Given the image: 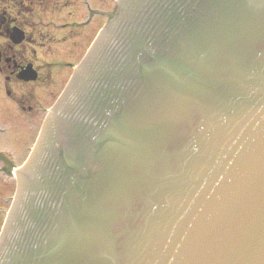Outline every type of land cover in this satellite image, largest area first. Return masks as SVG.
<instances>
[{"label": "water", "instance_id": "1", "mask_svg": "<svg viewBox=\"0 0 264 264\" xmlns=\"http://www.w3.org/2000/svg\"><path fill=\"white\" fill-rule=\"evenodd\" d=\"M0 264H264V0H118L17 170Z\"/></svg>", "mask_w": 264, "mask_h": 264}, {"label": "rangeland", "instance_id": "2", "mask_svg": "<svg viewBox=\"0 0 264 264\" xmlns=\"http://www.w3.org/2000/svg\"><path fill=\"white\" fill-rule=\"evenodd\" d=\"M75 1L77 3L72 5ZM115 7L116 0H56L54 4L47 5L48 10L44 12L40 3L25 5L23 14L30 25L42 23L41 19L50 21L48 27L43 22V31L39 32L37 42L32 39V44L37 47L36 53H32V46H28L31 52L27 54L35 58V64H39L40 77L31 82L7 81L11 95L22 94L27 104L24 110L15 97L8 94L5 78L0 73V229L15 191L13 168L26 158L38 127L62 91L73 66L82 58L90 37L97 32V27L108 22ZM12 15L17 18L14 13ZM86 16L88 20L92 18L88 27L82 29L80 25H73L71 28V33H80L75 34L76 39L71 35L66 38L58 36L69 32L68 27H63L62 31L61 23L65 18L79 22ZM2 40L4 37L0 36V42ZM30 105L32 108L29 109Z\"/></svg>", "mask_w": 264, "mask_h": 264}, {"label": "flooded vegetation", "instance_id": "3", "mask_svg": "<svg viewBox=\"0 0 264 264\" xmlns=\"http://www.w3.org/2000/svg\"><path fill=\"white\" fill-rule=\"evenodd\" d=\"M56 0H0V36L4 37V40L0 42V73L5 78V84L7 88V92L10 96H14L15 101L18 105L22 106V109L26 108L27 104L24 102L23 98L21 97L22 94H13L10 93V88L7 86V81H15V82H31V81H23L19 78V71L24 67L28 62H32L33 66L37 70V79L40 77L39 75V64H35V58L28 55L29 45L32 46V53H36L37 47L32 44V39L37 42L38 34L40 31H43V22L45 20L41 19L42 23L36 22L37 24H29L27 20H25L26 15L23 14L24 10H26L25 5L29 3L30 5L33 3H40L42 4L41 11H47V5L54 4ZM72 3V5L76 4ZM15 10L9 11V10ZM71 9V8H70ZM57 11V13H60ZM17 17H13V14ZM46 13V12H45ZM56 13V14H57ZM47 14V13H46ZM102 17L103 15L100 14ZM13 20H15L13 22ZM92 19L88 20L87 16L83 17L79 22H72L70 18H65V21L61 23V27L63 29L68 27V33L58 36H63L64 38L71 35L74 39L77 38V35L80 33H71V28L73 25L79 26L84 29L85 26L88 27V22ZM50 20L45 21V26L48 27ZM71 23V24H70ZM17 29L21 32L22 37L19 40L15 39L13 35V29ZM64 29L62 31H64ZM74 35V36H73ZM57 37V34H55ZM52 46H50L51 48ZM41 63V62H39ZM33 81V80H32ZM32 106H29V109Z\"/></svg>", "mask_w": 264, "mask_h": 264}]
</instances>
